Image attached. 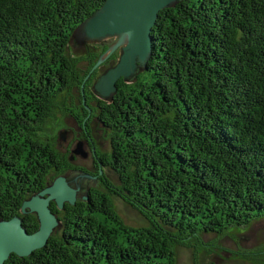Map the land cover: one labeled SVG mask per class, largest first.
Returning <instances> with one entry per match:
<instances>
[{"label":"trees","instance_id":"trees-1","mask_svg":"<svg viewBox=\"0 0 264 264\" xmlns=\"http://www.w3.org/2000/svg\"><path fill=\"white\" fill-rule=\"evenodd\" d=\"M104 1L0 0V219L20 216L34 233L38 222L21 216L22 203L52 173L85 172L55 149V112L80 125L108 193L90 189L87 202L63 211L51 203L59 235L4 264H175L177 247L191 249L196 264L201 250H223L202 235L264 218V0H183L161 10L146 69L133 84L120 79L110 102L91 91L99 56L84 57L90 66L80 75L84 58L67 55L76 27ZM74 86L85 105L82 95L80 106L69 99ZM95 117L108 131L105 154L92 136ZM111 195L148 225H127Z\"/></svg>","mask_w":264,"mask_h":264},{"label":"water","instance_id":"water-1","mask_svg":"<svg viewBox=\"0 0 264 264\" xmlns=\"http://www.w3.org/2000/svg\"><path fill=\"white\" fill-rule=\"evenodd\" d=\"M181 1L183 0H105L100 9L76 27L72 39L77 43H100L115 38V43L106 52V58L111 57L117 50L121 54L116 67L109 69L95 82L93 90L97 98L112 101L120 79L128 81L137 69H146L147 62L152 57L150 33L159 12L174 8ZM105 60H99L91 71ZM65 139V133L59 136V140ZM85 144L89 152L93 153L94 149ZM82 147L83 142L80 141L77 148L71 150L70 162L79 156H87ZM102 173L103 171L100 172ZM77 177L98 180L96 175L90 176L86 173L68 181L61 174L54 178L52 185L47 183L41 191L22 203L21 216L31 214L36 217L38 229L34 233H27L20 216L9 220L0 219V264H4L11 255L25 258L46 246L53 229L59 224L58 216L52 212L50 205L54 203L58 211H63L65 204L75 205L79 191V186L75 185ZM87 201L88 198L84 200Z\"/></svg>","mask_w":264,"mask_h":264},{"label":"rangeland","instance_id":"rangeland-1","mask_svg":"<svg viewBox=\"0 0 264 264\" xmlns=\"http://www.w3.org/2000/svg\"><path fill=\"white\" fill-rule=\"evenodd\" d=\"M115 40L116 39L113 38L104 40L100 43L85 42L80 44L73 39L68 47L67 55L71 58H88L90 54L94 53L99 56L97 59L98 61L106 59L99 65L96 77L93 81L94 83L95 81H98L99 77L104 75L109 69L116 67L117 63L119 62L121 55L119 50L113 53V55L116 57L115 60L106 62L109 59L106 58L108 49L115 43ZM104 49L105 52H103ZM87 58H84V61H82L77 67L80 75H83L90 66V62L87 61ZM141 72H143L141 69H137L135 74L132 75L131 79H128V81L125 82L130 84L135 83L138 79V74ZM93 83L91 85V91L92 88L94 89L95 83ZM81 95L82 97L84 96L80 91V88L78 86H74L71 89L69 99L73 101L75 105L80 106ZM65 99H68V96L63 92L59 97V101L63 103ZM101 100L104 102H109L105 101L104 99ZM83 101H85L84 97ZM90 106L94 108L97 107V102H91ZM86 108L89 109V104L86 105ZM54 115V120H52L49 124L50 131L52 132L51 134H53L55 138L54 147L59 153L64 155L67 154V157L69 158L71 150L77 148V145L80 141L83 142L80 125H78L70 115H62L59 112H55ZM90 126L92 136L100 152L103 154L110 152L111 145L110 139L108 138V131L102 127L96 117L91 120ZM63 133H65L66 139L61 141L59 140V136ZM82 150L87 154V156L85 158L79 156L72 160L71 164L84 169L85 172L78 169L63 173L62 175L65 176L68 181L73 180L77 175L84 176L86 172L90 176L94 175L96 172V168L94 167L93 163V161L96 162L95 156L93 153H89V149L84 142ZM102 171L105 172L113 182H116L117 178L111 170L104 168ZM82 172L85 174H82ZM55 177H57V175H54L53 173L50 174L47 181L49 185L53 183ZM75 185L79 186V191L76 194V202L86 200L88 198L90 189H95L102 193L108 194L103 185L97 179L94 180L89 177H77ZM74 189H76V187ZM110 197L117 213L125 220L124 222L127 225L134 227H146L148 225L145 219L131 207L124 204L115 196L111 195ZM61 228L62 224L59 223L53 229L51 236L59 235ZM202 238L205 243H211L214 241L217 247L219 246L223 250L215 248L212 249V252L201 250V252L198 254V260L196 261V264H264V218L255 220L249 224V226L244 228L230 229L223 235L209 233L202 235ZM242 252H253L256 253L257 256L255 259H250L249 256L242 254ZM176 258L177 261L175 264H194L193 251L191 249L177 247Z\"/></svg>","mask_w":264,"mask_h":264},{"label":"flooded vegetation","instance_id":"flooded-vegetation-1","mask_svg":"<svg viewBox=\"0 0 264 264\" xmlns=\"http://www.w3.org/2000/svg\"><path fill=\"white\" fill-rule=\"evenodd\" d=\"M89 153H90V152H89ZM93 163H94V167L96 168V162L93 161ZM94 175H95V173H94Z\"/></svg>","mask_w":264,"mask_h":264},{"label":"bare ground","instance_id":"bare-ground-1","mask_svg":"<svg viewBox=\"0 0 264 264\" xmlns=\"http://www.w3.org/2000/svg\"><path fill=\"white\" fill-rule=\"evenodd\" d=\"M96 7V6H95ZM92 73V72H91ZM93 79H94V77H93Z\"/></svg>","mask_w":264,"mask_h":264}]
</instances>
